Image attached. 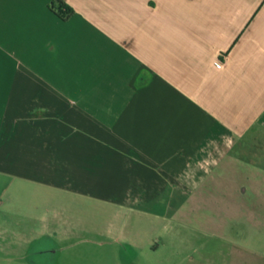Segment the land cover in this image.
<instances>
[{
  "label": "crops",
  "instance_id": "obj_1",
  "mask_svg": "<svg viewBox=\"0 0 264 264\" xmlns=\"http://www.w3.org/2000/svg\"><path fill=\"white\" fill-rule=\"evenodd\" d=\"M51 1L0 0V182L171 219L264 145V0Z\"/></svg>",
  "mask_w": 264,
  "mask_h": 264
},
{
  "label": "rangeland",
  "instance_id": "obj_2",
  "mask_svg": "<svg viewBox=\"0 0 264 264\" xmlns=\"http://www.w3.org/2000/svg\"><path fill=\"white\" fill-rule=\"evenodd\" d=\"M238 152L242 159L231 171L240 173L194 181L193 196L171 219L118 214L92 199L1 181L0 264H37L25 257L45 234L54 236L55 251L45 264H264V189L250 187L255 177L264 187V145ZM68 208L72 225L83 229L63 239L74 230Z\"/></svg>",
  "mask_w": 264,
  "mask_h": 264
},
{
  "label": "flooded vegetation",
  "instance_id": "obj_3",
  "mask_svg": "<svg viewBox=\"0 0 264 264\" xmlns=\"http://www.w3.org/2000/svg\"><path fill=\"white\" fill-rule=\"evenodd\" d=\"M51 239L49 237H44L42 238V240L39 242H37V244L35 243L36 247L34 246V248H32L31 250H29V252H27L26 254V259L29 260H36L37 264H45L44 263V259L47 255H52L55 253V251L53 249H51ZM30 246H32L33 244H29ZM34 258V259H33ZM34 261V262H36Z\"/></svg>",
  "mask_w": 264,
  "mask_h": 264
},
{
  "label": "trees",
  "instance_id": "obj_4",
  "mask_svg": "<svg viewBox=\"0 0 264 264\" xmlns=\"http://www.w3.org/2000/svg\"><path fill=\"white\" fill-rule=\"evenodd\" d=\"M50 10L64 21L74 14V11L63 0H52Z\"/></svg>",
  "mask_w": 264,
  "mask_h": 264
}]
</instances>
